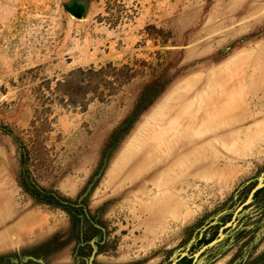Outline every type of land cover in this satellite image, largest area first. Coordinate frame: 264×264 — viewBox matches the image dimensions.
Wrapping results in <instances>:
<instances>
[{"label": "rangeland", "instance_id": "obj_1", "mask_svg": "<svg viewBox=\"0 0 264 264\" xmlns=\"http://www.w3.org/2000/svg\"><path fill=\"white\" fill-rule=\"evenodd\" d=\"M181 113L203 161L129 172ZM111 147L90 219L25 187L76 203ZM263 176L264 0H0V264H76L94 219L97 264H174L193 222L248 202Z\"/></svg>", "mask_w": 264, "mask_h": 264}, {"label": "flooded vegetation", "instance_id": "obj_2", "mask_svg": "<svg viewBox=\"0 0 264 264\" xmlns=\"http://www.w3.org/2000/svg\"><path fill=\"white\" fill-rule=\"evenodd\" d=\"M262 179L264 181V176ZM41 192L59 202L53 192ZM78 207L84 211L85 217L79 214L83 221L87 217L86 212L82 206ZM95 220H91L92 224L100 230L94 237L98 246L96 258L102 252L101 245L106 240V234L95 225ZM189 231L188 245L172 260L174 264H264V186L256 190L248 202L246 198L240 203L228 202L200 222H193ZM79 240L76 264H89L93 243L86 239L83 232ZM95 258L93 264H97Z\"/></svg>", "mask_w": 264, "mask_h": 264}, {"label": "bare ground", "instance_id": "obj_3", "mask_svg": "<svg viewBox=\"0 0 264 264\" xmlns=\"http://www.w3.org/2000/svg\"><path fill=\"white\" fill-rule=\"evenodd\" d=\"M200 107L202 108V104ZM182 115L183 113H181L178 117L177 124L169 128H164V130H161V132L152 138L145 139L147 140V144L141 146L142 150H134L130 154L132 163H129V172H135L145 168L147 177L144 179L155 181L157 178L163 177L164 175L178 169H180V171H185V173H189L191 166H193L196 162L203 161H195L194 159L197 153H201L202 151L200 148L201 146L199 147L197 144L203 143L205 138L195 141L194 137H192L193 135L191 136V132L193 131H191L188 126L189 122L185 121L186 118ZM201 133L202 132H200V134ZM159 155L162 159L159 161L152 160ZM1 197L2 196L0 194V199ZM2 212L3 211L0 209V213ZM6 233V231L0 233V246H2L3 240L6 238Z\"/></svg>", "mask_w": 264, "mask_h": 264}, {"label": "water", "instance_id": "obj_4", "mask_svg": "<svg viewBox=\"0 0 264 264\" xmlns=\"http://www.w3.org/2000/svg\"><path fill=\"white\" fill-rule=\"evenodd\" d=\"M72 11V14L78 18H81L82 17V12L80 10H75V9H71ZM112 147L109 148V150L107 151L104 159H103V163L99 169V171L93 176L92 180L88 183L86 189L84 190V192L79 196L78 200H77V203H73V202H70L68 200H65L63 198H60L56 193L53 192V195H55L58 199H59V202L61 203V205H76V206H82L86 212V215L88 218H90V214L88 212V209H87V206L85 204V199L90 195V193L92 192L94 186L96 185V183L98 182V180L102 177L106 167H107V164H108V159H109V153L111 151ZM262 186H264V181L262 178H260L259 182L257 183V185L252 189L250 195H249V199H251V197L253 196L254 192L256 190H258L259 188H261ZM95 225L100 228L103 232H105V228L98 224V223H95ZM97 238H94L91 242L93 243V253L91 254L90 258H89V264H93V260L95 258V254L96 252L98 251V246L97 244L95 243ZM9 259L13 262H19V259L18 258H14V257H9ZM25 260H28V259H33L41 264H46L45 261L42 259V258H36L34 256H26L24 258Z\"/></svg>", "mask_w": 264, "mask_h": 264}, {"label": "trees", "instance_id": "obj_5", "mask_svg": "<svg viewBox=\"0 0 264 264\" xmlns=\"http://www.w3.org/2000/svg\"><path fill=\"white\" fill-rule=\"evenodd\" d=\"M150 101H151V99H148L146 94L141 97V99L138 101V103H137V105L135 107L133 115L131 117H129V119L127 120L126 126L124 128H127V125L129 126L130 124L133 123V121L145 109V107L149 104ZM25 187H26V189L28 191L32 192L36 197L44 196V197H39L41 201L48 202L50 204H57L59 206L64 207L65 209H67L72 214L75 224L81 223L82 216L79 215V214H83V216L85 217L84 211H83V209L81 207H78V206L77 207H72L70 205H61V203L57 202V200H55V198L53 196L44 195L41 192L42 189H40L33 182L32 183L30 182V184L29 185L27 184ZM77 210H78V213H77ZM95 229H96V231H100L97 228H95Z\"/></svg>", "mask_w": 264, "mask_h": 264}, {"label": "crops", "instance_id": "obj_6", "mask_svg": "<svg viewBox=\"0 0 264 264\" xmlns=\"http://www.w3.org/2000/svg\"><path fill=\"white\" fill-rule=\"evenodd\" d=\"M17 258H18V259H19V261H20V259H21V258H20V257H17ZM23 259H24V258H23ZM32 260H33V259H32ZM34 261H35V260H34ZM14 263H17V264H18L19 262H14Z\"/></svg>", "mask_w": 264, "mask_h": 264}]
</instances>
